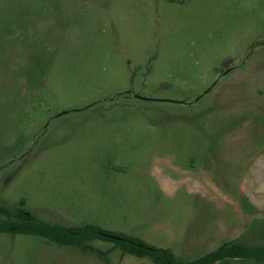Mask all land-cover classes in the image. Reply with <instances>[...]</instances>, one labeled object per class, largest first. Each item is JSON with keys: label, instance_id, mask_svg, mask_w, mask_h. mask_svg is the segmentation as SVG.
Returning a JSON list of instances; mask_svg holds the SVG:
<instances>
[{"label": "rangeland", "instance_id": "obj_1", "mask_svg": "<svg viewBox=\"0 0 264 264\" xmlns=\"http://www.w3.org/2000/svg\"><path fill=\"white\" fill-rule=\"evenodd\" d=\"M0 205L182 262L263 247L264 0H0ZM89 244L0 233V264H155Z\"/></svg>", "mask_w": 264, "mask_h": 264}, {"label": "trees", "instance_id": "obj_2", "mask_svg": "<svg viewBox=\"0 0 264 264\" xmlns=\"http://www.w3.org/2000/svg\"><path fill=\"white\" fill-rule=\"evenodd\" d=\"M0 233L29 234L59 246L72 247L84 253H93L104 258L110 252L103 253L89 243L95 240H112L124 255L140 259H149L155 264H216L226 259H251L264 263V246L249 247L240 244H224L217 250L192 262H182L167 249L150 246L140 239L118 236L116 239L105 237L99 227H65L57 224L40 222L30 214L12 210L0 205ZM106 263L108 260L104 259Z\"/></svg>", "mask_w": 264, "mask_h": 264}, {"label": "water", "instance_id": "obj_3", "mask_svg": "<svg viewBox=\"0 0 264 264\" xmlns=\"http://www.w3.org/2000/svg\"><path fill=\"white\" fill-rule=\"evenodd\" d=\"M105 237L111 238V239H116L117 237H114L113 235H106L104 234Z\"/></svg>", "mask_w": 264, "mask_h": 264}]
</instances>
